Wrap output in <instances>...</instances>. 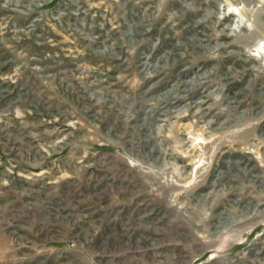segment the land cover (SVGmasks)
<instances>
[{"label": "rangeland", "instance_id": "1", "mask_svg": "<svg viewBox=\"0 0 264 264\" xmlns=\"http://www.w3.org/2000/svg\"><path fill=\"white\" fill-rule=\"evenodd\" d=\"M0 264H264V0H0Z\"/></svg>", "mask_w": 264, "mask_h": 264}, {"label": "bare ground", "instance_id": "2", "mask_svg": "<svg viewBox=\"0 0 264 264\" xmlns=\"http://www.w3.org/2000/svg\"><path fill=\"white\" fill-rule=\"evenodd\" d=\"M247 29V31H248V33H250V34H252L254 31L253 30H251V27L248 29V27L247 26H245V25H243V26H238L237 27V32H238V34H237V37H244V35L242 34V29Z\"/></svg>", "mask_w": 264, "mask_h": 264}]
</instances>
